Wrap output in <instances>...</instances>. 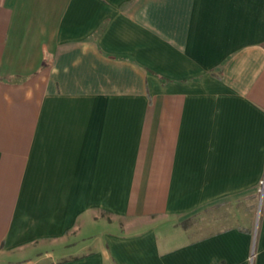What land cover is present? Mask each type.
Wrapping results in <instances>:
<instances>
[{
	"label": "crops",
	"instance_id": "1",
	"mask_svg": "<svg viewBox=\"0 0 264 264\" xmlns=\"http://www.w3.org/2000/svg\"><path fill=\"white\" fill-rule=\"evenodd\" d=\"M263 178L264 0H0V264H264Z\"/></svg>",
	"mask_w": 264,
	"mask_h": 264
},
{
	"label": "built area",
	"instance_id": "2",
	"mask_svg": "<svg viewBox=\"0 0 264 264\" xmlns=\"http://www.w3.org/2000/svg\"><path fill=\"white\" fill-rule=\"evenodd\" d=\"M258 192L261 197L264 196V178L260 181Z\"/></svg>",
	"mask_w": 264,
	"mask_h": 264
},
{
	"label": "rangeland",
	"instance_id": "3",
	"mask_svg": "<svg viewBox=\"0 0 264 264\" xmlns=\"http://www.w3.org/2000/svg\"><path fill=\"white\" fill-rule=\"evenodd\" d=\"M263 199H262V201L261 200L258 201L257 208L261 207V209H262L264 207V200ZM260 203H261V205H260Z\"/></svg>",
	"mask_w": 264,
	"mask_h": 264
}]
</instances>
